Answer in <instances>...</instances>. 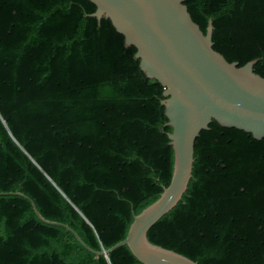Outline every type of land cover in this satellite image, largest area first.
<instances>
[{"label":"trees","instance_id":"1","mask_svg":"<svg viewBox=\"0 0 264 264\" xmlns=\"http://www.w3.org/2000/svg\"><path fill=\"white\" fill-rule=\"evenodd\" d=\"M214 50L264 77V0H186ZM89 0H0V264H142L122 241L167 187L174 154L135 48ZM22 193L24 198L15 193ZM150 243L197 264H264V138L200 132L181 200Z\"/></svg>","mask_w":264,"mask_h":264},{"label":"water","instance_id":"2","mask_svg":"<svg viewBox=\"0 0 264 264\" xmlns=\"http://www.w3.org/2000/svg\"><path fill=\"white\" fill-rule=\"evenodd\" d=\"M90 16L108 19L147 78L164 88L161 105L174 154L170 182L159 198L135 215L126 237L102 251L88 247L68 225L45 219L27 198L38 219L63 226L95 257L106 256L126 245L142 264H197L195 261L149 242V229L181 200L192 176L194 146L200 132L215 121L223 128L264 138V77L254 72L257 59L240 66L214 50L213 24L205 32L193 21L186 0H89Z\"/></svg>","mask_w":264,"mask_h":264}]
</instances>
